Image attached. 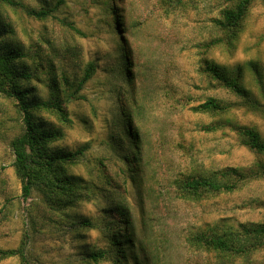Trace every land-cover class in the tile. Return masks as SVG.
<instances>
[{
	"label": "rangeland",
	"instance_id": "rangeland-1",
	"mask_svg": "<svg viewBox=\"0 0 264 264\" xmlns=\"http://www.w3.org/2000/svg\"><path fill=\"white\" fill-rule=\"evenodd\" d=\"M29 8H52L53 16L34 18L23 6L0 2V48L15 47L23 56L18 68L31 71L24 81L35 98L46 99L56 86L72 119L62 124L51 111L39 112L47 126H58L63 137L52 149L84 154L67 165L94 189L87 199L65 209L69 216L99 223L106 217V195L125 200L137 232L141 227L149 248L166 241L165 264H212V255L190 251L189 230L222 220L264 222V178L250 180L231 192L200 200L181 198L175 181L184 174L214 171L228 166L249 167L262 156L244 145L228 120L256 127L264 135V5L255 0L236 41L219 42L223 32L214 20L235 0H18ZM62 1V2H59ZM115 6V11H114ZM121 20L115 25V19ZM72 22L80 32L66 24ZM126 41V48L120 44ZM129 53L133 89L143 105L136 124L143 138L142 167L133 177L119 172L121 156L129 148L121 125L120 99L130 103L129 86L120 77L121 53ZM203 59L227 71L241 73L243 85L256 104L223 87L202 70ZM89 62L95 71L77 88ZM71 85H74L71 87ZM55 93V94H56ZM236 103L228 113L211 115L190 109L208 97ZM221 120L216 130L201 129ZM23 130V115L15 98L0 92V248H14L28 237L32 264H87L84 251L102 245L99 226L74 228L43 204L30 205L41 194L33 190L27 200L14 168L11 140ZM103 168L111 182H102ZM40 203H42L40 199ZM62 224L54 227L55 220ZM0 264H23L18 256L0 257ZM92 264H111L102 261ZM237 264H264V250Z\"/></svg>",
	"mask_w": 264,
	"mask_h": 264
},
{
	"label": "trees",
	"instance_id": "trees-1",
	"mask_svg": "<svg viewBox=\"0 0 264 264\" xmlns=\"http://www.w3.org/2000/svg\"><path fill=\"white\" fill-rule=\"evenodd\" d=\"M255 0H235L231 5L221 11L220 17L214 20L215 25L223 32L219 42L225 41L231 44L236 41L242 29L243 22ZM264 5V0H261ZM12 6L21 5L28 15L45 19L53 16L52 8L41 9L29 8L18 0H0ZM62 2V1H59ZM115 11V6H114ZM118 18L115 25H118ZM66 22V21H65ZM71 29L80 32L72 23L66 22ZM120 44L126 48V41L120 37ZM0 48V92H3L17 101L19 111L23 115V130L11 140L14 154V168L16 175L22 183V195L24 199L30 198L33 190L39 191L41 201H32L30 205L37 210L43 204L50 211L60 213L62 218L74 228H93L99 226L102 232V245H93L84 251L83 260L87 264L110 261L111 264H165L163 261L166 241L154 239L157 245L156 254L149 248L148 237L143 227L137 232L133 214L128 203L116 196L106 195V217L97 223L90 218H78L69 216L63 209L73 206L76 201L87 199L94 193V189L78 176L71 175L67 165L76 162L83 154L84 148L76 151L64 149H52L50 144L63 137L62 128L47 126L38 115L42 110L51 111L58 120L69 125L72 119L65 104L66 98H62L56 86L48 98H35L30 94L31 90L24 86V81L33 76L31 71L16 67L17 59L23 55L8 45ZM119 74L131 86L129 104L120 99L118 106L121 117V125L124 134L128 137L129 148L120 157L122 165L119 172L133 177V172L142 167V151L144 138L137 127L136 116L143 105L137 98L134 86V73L129 53L124 49L121 53ZM202 70L216 79L223 87L229 89L242 98L246 105L256 104L251 92L243 85L241 73L233 74L219 64L203 59ZM95 71V63L89 62L84 70L82 78L78 81L75 94L85 82L91 78ZM74 85H71L73 87ZM56 93V94H55ZM236 103L225 101L216 97H208L203 102L190 107L195 113H208L221 115L228 113ZM221 120L214 125H203L201 129L216 130L221 125ZM230 128L239 135L242 143L250 150L260 154L253 166L233 167L228 166L214 171H196L184 174L177 178L175 186L181 198L200 200L210 195L221 192H231L241 187L244 183L264 178V135L254 126L226 121ZM102 182L109 183L111 179L103 168H98ZM54 227L62 224L59 220L54 221ZM28 239V237H27ZM14 248H0V257L7 258L18 256L23 264H32L27 251L28 240ZM185 245L190 251L203 252L212 255V264H237V259H249L258 251L264 250V222H240L238 224L222 220L196 230H189L185 237Z\"/></svg>",
	"mask_w": 264,
	"mask_h": 264
}]
</instances>
